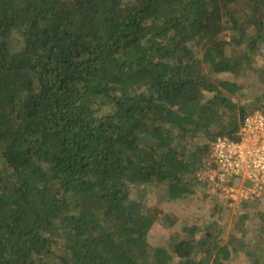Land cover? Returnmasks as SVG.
Returning <instances> with one entry per match:
<instances>
[{
	"label": "trees",
	"instance_id": "trees-1",
	"mask_svg": "<svg viewBox=\"0 0 264 264\" xmlns=\"http://www.w3.org/2000/svg\"><path fill=\"white\" fill-rule=\"evenodd\" d=\"M262 44L264 0H0V264H264V193L239 205L257 246L215 220L175 229L173 254L142 198L189 199L212 143L240 141L260 105L210 72L258 70Z\"/></svg>",
	"mask_w": 264,
	"mask_h": 264
},
{
	"label": "rangeland",
	"instance_id": "rangeland-1",
	"mask_svg": "<svg viewBox=\"0 0 264 264\" xmlns=\"http://www.w3.org/2000/svg\"><path fill=\"white\" fill-rule=\"evenodd\" d=\"M230 33H228L227 38H229ZM264 50V44H262ZM14 49H20L22 42L20 38H16L14 41ZM261 68L264 66V61L259 63ZM259 67L258 70L250 69L247 71L249 74H241L240 76H234L229 73H218L211 71L210 76L214 79H236L241 85L242 89L238 93L230 96V98L239 103H246L250 106L260 105L262 111L264 112V73ZM109 110V109H108ZM195 141L198 144L210 143L208 138H197ZM186 155L189 156L196 150V144L192 141L186 143L185 145ZM142 198L144 202L151 208L158 209L159 219L157 223L152 228L150 241L154 245L168 246L169 252L173 254L172 244L175 243L173 239V232L175 229L180 228L184 225H196L201 229L208 226L209 223L217 221L216 226L212 229L213 234L218 237H222V243H224L230 236V233L234 231L236 235H243L242 230L246 229L247 232L243 236L245 240L253 246H257L262 240V226L259 218L252 214L251 218L240 220L241 209L239 206H230L224 201L218 199L213 195L212 192H207L201 186H196V194L189 197L185 201L171 202L166 200V198L161 199V196L156 191L155 186L146 185L144 188ZM136 191L138 189H133L132 194L136 196ZM264 193V191L262 192ZM264 200V198H263ZM214 201V203H212ZM217 203L218 205L224 206L225 210L218 211L214 215L212 214L213 205ZM219 205V206H220ZM164 213H171L173 216L178 218V223L174 228H169L162 221ZM244 221V224L242 223ZM234 228H241L240 230H234ZM220 230V231H219ZM219 233V234H218ZM261 259L264 262V248L261 250ZM176 256V255H175ZM197 256V255H196ZM174 259L172 262H176ZM226 264H258L257 259L254 257L244 256L241 254L239 257L234 258Z\"/></svg>",
	"mask_w": 264,
	"mask_h": 264
},
{
	"label": "built area",
	"instance_id": "built-area-1",
	"mask_svg": "<svg viewBox=\"0 0 264 264\" xmlns=\"http://www.w3.org/2000/svg\"><path fill=\"white\" fill-rule=\"evenodd\" d=\"M238 142L217 138L211 154L197 171V182L205 185L218 199L230 206L254 196L264 189V112L248 114L240 127ZM203 188V187H202Z\"/></svg>",
	"mask_w": 264,
	"mask_h": 264
}]
</instances>
